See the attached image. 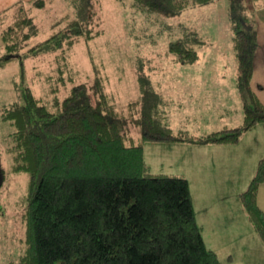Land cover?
<instances>
[{"label": "trees", "instance_id": "obj_1", "mask_svg": "<svg viewBox=\"0 0 264 264\" xmlns=\"http://www.w3.org/2000/svg\"><path fill=\"white\" fill-rule=\"evenodd\" d=\"M66 1L72 13L56 20L55 32L25 50L24 56L55 52L65 44L72 46L78 37L90 40L98 34L92 21L94 4L100 0ZM213 1L132 0L130 5L175 17L189 7ZM262 3L229 0L236 86L246 93L241 126L198 136L186 129L174 130L169 100L142 62L135 70L140 95L130 103L141 105V114L135 119L140 128L138 139L126 132V120L116 109L105 78L98 74L91 83L73 85L63 97L54 87L52 99L26 86L19 102L0 109V119L11 126L7 148L11 171L28 174L22 214L24 248L8 264H221L203 236L189 179L152 171L145 158V143H237L243 133L264 123V104L251 87L259 45L255 11ZM45 6L46 0H21L0 13L2 20L11 9L17 12L0 32L1 62L19 56L37 34L30 9ZM177 27L183 34L169 42V52L179 63L193 64L200 57L204 39L184 24ZM64 72L58 68L60 81ZM3 178L0 169V186ZM263 181L264 155L240 194L243 208L264 242V209L258 201ZM4 209L0 192V217Z\"/></svg>", "mask_w": 264, "mask_h": 264}, {"label": "rangeland", "instance_id": "obj_2", "mask_svg": "<svg viewBox=\"0 0 264 264\" xmlns=\"http://www.w3.org/2000/svg\"><path fill=\"white\" fill-rule=\"evenodd\" d=\"M130 1L132 0L95 2L92 27L98 34L94 38L86 40L78 37L72 46L65 44L58 51L43 50L37 55L27 57L24 56L25 50L50 37L56 30L53 27L54 22L72 13L66 0H46L45 7H32L30 14L35 18L37 34L26 42L19 56L8 62L0 61V109L12 102H19L26 86L31 87L37 95L52 99L54 87L58 95L63 97L73 85L80 82L91 83L98 74L105 78L106 89L111 94L120 116L126 120V132L138 139L140 128L135 119L141 114V105L132 106L130 103L140 95L135 70L137 63L142 62L144 70L150 72L157 89L169 100V118L174 130L186 129L192 135L198 136L207 133L205 131H211L209 129L216 127L218 120L220 125L232 121L233 126L230 127L241 126L245 91L240 92L236 85H232L231 80L228 89L232 98L230 110L226 112L221 109L216 110V113L197 115L200 110H206L210 106L211 94H203L199 103L194 97H189L179 79L184 77L182 70L188 68L186 64L176 61L169 52V42L183 34L177 25L184 24L189 30L193 29L203 37L205 45L202 44L200 51L210 50V46L213 47L214 44L217 49L215 53L219 54L220 59L231 64L235 55L228 18L229 0H215L189 7L175 17L134 9ZM259 2L262 3L263 0ZM16 13V9H11L5 18L0 19V32L7 27ZM3 51L4 49L0 52V58ZM58 68L65 71L62 81L58 79ZM227 71L226 77L231 79L229 69ZM199 104H203L202 108ZM10 131V124L0 119V169L4 175L0 192L5 207L0 217V264H8L20 257L25 237L22 214L26 208L28 174L11 171L12 158L7 152ZM225 146L232 148L233 153L224 152L221 148L224 149ZM263 155L264 123L243 133L237 143H145V158L152 170L156 168L162 172L191 174V169L197 168L200 161L201 166L206 165L202 169L204 179L199 183L195 178L196 174H193L190 187L201 223L205 218V224H202L205 236L212 235L219 240L223 230L227 228L226 223L229 222L227 216L223 218L216 212L221 204H227L232 212L244 215L253 227L241 203L240 194L254 177ZM236 162L239 163L238 168ZM215 171L220 174H212ZM238 171L244 179L238 176ZM213 188L220 195L212 194ZM214 195H218L219 199L218 203L212 204ZM222 195L226 197L225 201L220 197ZM207 199L209 200L205 202ZM259 239L263 242L260 237ZM230 248L235 254L232 264H264V251L253 247L247 241L246 245L234 242Z\"/></svg>", "mask_w": 264, "mask_h": 264}, {"label": "crops", "instance_id": "obj_3", "mask_svg": "<svg viewBox=\"0 0 264 264\" xmlns=\"http://www.w3.org/2000/svg\"><path fill=\"white\" fill-rule=\"evenodd\" d=\"M18 1L21 0H0V13L3 12L5 9L11 7L13 4H15ZM24 1H29V0H24ZM255 18H256V26H257V39L259 45L255 52V57H254V71L251 79V87L255 91L261 102L264 104V2L257 7L255 11ZM210 47H211L210 50H206L205 52L204 50H202L200 52V57L195 63L186 64L185 66H187L188 69L182 70V72L184 73V77H182V79L179 77V79L183 83L181 84L184 91L187 92V95L189 97H194L195 99H197L198 103L203 94L206 93L211 94L210 106L206 107V110L204 109L200 110V112H198L199 114H197L199 116L206 114L208 112L216 113V110L220 111L221 109L226 112L228 109L230 110L231 107L230 100L232 98L228 94V89L231 80H232L231 82L232 85H236L235 59L233 62H231V64H229L227 63V61L220 59L219 54L215 53L217 49L214 48V44L213 47L212 46ZM227 69H229L231 79L226 77V73H228ZM232 74H233V79H232ZM199 105L200 108H202L201 105L203 104H199ZM218 122L219 123L216 125V127H213V129H209V130L213 131V130L221 129L223 127L233 126L231 125L232 121L230 122L226 121L227 123L224 122L222 125H220L219 120ZM205 132H210V131H205ZM173 145L175 146V144ZM174 146H169V147L174 148ZM200 147H203V145H200ZM221 149L224 152L233 153V151L231 150L232 148H228L225 146L224 149L223 148ZM202 160L205 161V158H203ZM205 167H206L205 164L201 166V161H200L197 168L191 169L193 171V173L191 174L187 172L185 173L178 171H174L172 172V174L184 175L189 179V182L191 181V176L193 174H196L195 178L200 183L201 180L204 179V174L202 172V169ZM236 167L237 168L239 167L238 162H236ZM150 168L152 167L150 166ZM152 171L162 172V171H157L156 168ZM167 172L171 173L169 171ZM167 172L165 171V173ZM212 174L219 175L220 172L215 171L212 172ZM237 174L240 178L243 179L245 178L242 175V173H240L239 171ZM221 188L222 187L219 188L216 187V189H221ZM214 193H218V191L214 190L213 188L212 194ZM220 197L223 199V201L226 200L225 196L222 195ZM218 199H219L218 195L212 196V204L218 203ZM208 200L209 199H207L205 202H207ZM258 201L261 207L264 209V182L262 183L261 188L259 189ZM216 212L223 218L227 216L228 217L227 219L229 220V222L226 223L227 228L223 230L221 240H219L218 238L212 235L205 236V232H203V236L205 238L207 245L216 251L221 264L233 263L235 259V254L233 253L230 246L234 242L241 243V245L243 244L246 245V241H247L248 243L252 244L253 247L260 248L262 251H264V242H261V240L258 237L259 235L256 233L255 229L249 224V222L247 221L246 217H244V215L242 214L238 215L232 212L227 204H221L220 206H218L216 208ZM196 217L198 222L202 226V230H203L202 224H205V218L203 219L204 221H202L201 223L197 213H196Z\"/></svg>", "mask_w": 264, "mask_h": 264}]
</instances>
